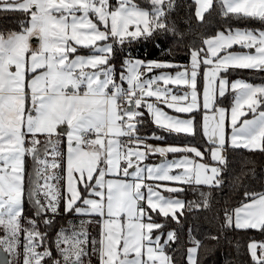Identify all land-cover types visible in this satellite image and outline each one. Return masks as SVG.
I'll return each mask as SVG.
<instances>
[{
  "label": "snow or ice",
  "instance_id": "snow-or-ice-1",
  "mask_svg": "<svg viewBox=\"0 0 264 264\" xmlns=\"http://www.w3.org/2000/svg\"><path fill=\"white\" fill-rule=\"evenodd\" d=\"M0 13L22 17L0 29V264H180L229 150L264 153V82L231 78L264 74V0H0ZM159 38L187 63L132 56ZM189 187L208 192L194 204ZM227 230L264 236V190L205 238ZM187 232L181 260L199 264ZM235 248L234 264H264V239Z\"/></svg>",
  "mask_w": 264,
  "mask_h": 264
},
{
  "label": "trees",
  "instance_id": "trees-1",
  "mask_svg": "<svg viewBox=\"0 0 264 264\" xmlns=\"http://www.w3.org/2000/svg\"><path fill=\"white\" fill-rule=\"evenodd\" d=\"M22 19L19 13H0V29L16 28L17 21ZM220 27L219 21L215 17L212 18L211 24L201 28L206 34H212L215 28ZM161 40L162 47H156V41L139 42L130 46L132 56L141 57L144 59L168 60L174 59L183 63H187V58L183 50L172 47L171 52H166L163 48L169 45L167 42ZM118 63V62H117ZM232 79L242 78L250 80L254 84L264 82V74H257L253 72H240L234 74ZM231 97L225 101V107L230 106ZM251 116V115H249ZM199 120V116H197ZM173 138H169L167 143H177ZM195 143H202L200 137H197ZM229 158L231 160V171L225 177L226 183L222 191L212 192L211 211L194 212L188 216L185 222V230L181 234V251L176 253L177 260L183 264L181 260V253L187 247L185 241L188 239V227L192 226L194 229L193 235L203 242V246L199 252V264H234V261L247 258L238 254L235 248V242H246L250 237L256 240L264 239L259 233L250 232H236L227 230L221 234L220 242L217 245L215 241L206 239L208 234H217L219 232V225L222 223V216L224 209H233L239 205L244 199V192L264 190V153L250 152L243 149L229 150ZM238 178V179H236ZM208 192L207 188L189 187L187 191L180 194V198L194 204L200 202V192ZM70 218V217H69ZM67 219V218H65ZM59 225H57L58 227ZM175 227V225H172ZM55 234V229L52 230ZM93 235L95 234V225L91 226ZM229 241L233 243L230 244Z\"/></svg>",
  "mask_w": 264,
  "mask_h": 264
},
{
  "label": "rangeland",
  "instance_id": "rangeland-1",
  "mask_svg": "<svg viewBox=\"0 0 264 264\" xmlns=\"http://www.w3.org/2000/svg\"><path fill=\"white\" fill-rule=\"evenodd\" d=\"M139 58V57H138ZM141 59V58H140ZM142 60H145V61H161V60H155V59H142ZM169 144H172V143H169ZM158 158L157 157H154L153 160H157Z\"/></svg>",
  "mask_w": 264,
  "mask_h": 264
},
{
  "label": "crops",
  "instance_id": "crops-1",
  "mask_svg": "<svg viewBox=\"0 0 264 264\" xmlns=\"http://www.w3.org/2000/svg\"><path fill=\"white\" fill-rule=\"evenodd\" d=\"M135 57V56H134ZM139 58H141V57H139ZM141 59H144V58H141ZM248 118H251V116H249ZM152 143H156L155 141H152Z\"/></svg>",
  "mask_w": 264,
  "mask_h": 264
}]
</instances>
